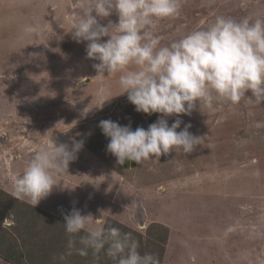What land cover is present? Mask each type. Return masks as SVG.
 I'll use <instances>...</instances> for the list:
<instances>
[{"label":"rangeland","instance_id":"374dc122","mask_svg":"<svg viewBox=\"0 0 264 264\" xmlns=\"http://www.w3.org/2000/svg\"><path fill=\"white\" fill-rule=\"evenodd\" d=\"M81 4L82 0H0L2 191L12 179L5 176L4 167L14 173L21 167L16 164L28 162L40 147H53L52 141L71 146L73 139L84 140L95 151L82 144L75 165L70 162L67 171L70 176L92 171L93 186L83 185L82 176L70 192L75 209L85 205L89 214L101 218L103 224L93 220L92 227L130 233L137 237L141 254L160 257L165 248L162 264H264V102L249 101L255 99L249 90L237 105L217 102L212 109H200L197 102L190 115L164 117L171 119L169 126L182 121L177 131L190 124L189 132L202 137L200 144L190 154L172 151L125 173L116 157L106 156L109 139L99 123L110 119L135 130L147 129V121L127 93L122 94L120 73L96 77L93 65L98 61L87 58V42L72 38ZM219 15L264 18V0H246L243 7L241 0H184L180 15L160 21L156 34L164 46L206 27ZM97 19L104 26L118 23L115 12ZM105 89L110 96L104 95ZM88 154L97 155L91 160ZM116 181L118 187L113 185ZM9 186L14 189L13 183ZM89 190L95 192L88 194ZM4 194L12 205L5 224L10 241L20 249V264H115L103 251L98 259L89 251L86 257L73 253L59 261L68 240L64 223L58 221L64 217L28 209L22 200ZM23 209L29 213L21 215L22 220ZM36 211L39 222L34 226L28 218ZM44 242L53 249L50 257L28 259L30 249L37 253Z\"/></svg>","mask_w":264,"mask_h":264},{"label":"clouds","instance_id":"9594fccd","mask_svg":"<svg viewBox=\"0 0 264 264\" xmlns=\"http://www.w3.org/2000/svg\"><path fill=\"white\" fill-rule=\"evenodd\" d=\"M184 0H82L75 14L72 38L87 42V58L98 61L96 77L119 75L122 94L127 93L137 112L161 114L147 129L122 126L102 120L99 127L109 139L107 152L119 165L126 161L142 164L172 151L190 154L201 142L189 132L181 131L182 121L171 126L164 117L190 115L199 102L212 109L214 103L237 105L251 91L254 100L264 102V18L239 20L222 15L206 27H198L182 38L161 45L156 34L160 21L180 15ZM246 0H241V7ZM115 12L118 23L104 26L99 18ZM102 37H108L101 42ZM107 73V76L104 74ZM105 96L110 92L105 89ZM107 101V100H106ZM53 147L38 148L14 178L13 195L33 207L48 197L55 184V174L67 172L77 159L82 141L71 146L52 141ZM93 216L73 209L64 216L68 240L58 259L63 262L73 253L86 257L91 251L99 258L103 251L115 264H159L154 254H141L138 242L130 233L116 227H92ZM83 233V235H81ZM79 245V247H77ZM55 259V258H54Z\"/></svg>","mask_w":264,"mask_h":264},{"label":"crops","instance_id":"0c3cea01","mask_svg":"<svg viewBox=\"0 0 264 264\" xmlns=\"http://www.w3.org/2000/svg\"><path fill=\"white\" fill-rule=\"evenodd\" d=\"M143 116H144V118L147 121L146 125L149 126L150 124L155 123L157 121V119L161 116V114L153 113L151 115H148V114L143 113ZM174 116L175 115H173L171 117V119ZM171 119L168 121V123L171 121ZM83 148H84V146H82L81 150ZM96 155L97 154H91V155L88 154V156H86V157L88 159L93 160V158H95ZM106 156L111 157V158L114 157L111 154L110 155H106ZM77 157H78V155H77ZM26 164H27L26 161L24 162L23 165L22 164H16V166L21 165V167L19 169H16L14 173H12V171L10 169H8L7 167H4L5 176L9 175L10 177H12V179L10 178L11 179L10 182H7V186H5V187L3 186V190L4 191H6V192H8V193L13 195V190L14 189H12V186H9V185L13 183L15 177L19 176L22 173V171H23V169H24ZM73 165H75V162H73ZM117 165H118L119 169L123 170L126 173V171L130 172L132 170H135L137 167H140L141 164H136L133 161H126L125 164H123V165H119L118 163H117ZM98 172H101V171H98ZM107 172H109V171H107ZM245 172H251V171H247V169L245 168ZM67 173H68V175H61L63 173H56L55 174V184L56 185L53 187L51 194L48 197H46L45 199L40 201V203L36 206L37 208H40V209H43V210L46 209L49 212L51 211L54 214H60L62 217H64L65 215L69 214L74 208V206H73L74 197L70 194L71 190H73L72 184L80 182V179L82 181V176H85L86 179L84 181H86L87 183L83 182V185L93 186L91 181H89V179L95 180L93 177H89L90 174H92L91 169L79 170V175L78 176H77L76 173H74L75 174L74 176H70L69 171H67ZM113 185L115 187H118L119 186V182H117V181L113 182ZM114 186H112V187L114 188ZM92 192L94 193L95 191L94 190H89L87 193L91 194ZM61 202H63V203L65 202L66 206L63 207L61 205ZM60 208L65 209V210L63 211ZM77 209L81 212L82 215H88L89 214L88 213L89 208L87 206H85V205L83 206L82 204H77ZM94 217H93V220L95 221L96 225H98V224L102 225L103 224L102 221H100L101 218L98 215H95ZM0 218H1L0 227L3 228V229L9 228L8 225L5 224V219L7 221H9L8 220L9 217L6 215V213L3 216L0 215ZM169 230H170V233H172V229H169ZM0 264H15V263H12V262H10L8 260H5L2 256H0Z\"/></svg>","mask_w":264,"mask_h":264},{"label":"trees","instance_id":"16d2710c","mask_svg":"<svg viewBox=\"0 0 264 264\" xmlns=\"http://www.w3.org/2000/svg\"><path fill=\"white\" fill-rule=\"evenodd\" d=\"M122 101V100H121ZM121 101H119V102H117L116 104H114L113 106H118V104H120L121 103ZM111 105V104H110ZM110 105H108V106H106V107H104L102 110H101V112H103L104 111V109H107V108H109L110 107ZM112 106V105H111ZM80 141H82V144H84V145H86V146H88L90 149H92L93 151H95V148L92 146H90V145H88L87 144V142H85L84 140H80ZM4 192L5 191H2V189L0 190V215H4L6 212H12L11 211V207H12V205H10L9 203H8V201L9 200H7V198H5L4 199V195H6V194H4ZM3 193V194H2ZM7 196V195H6ZM26 207H28V209H31V208H34V209H36L37 207L35 206V207H33L32 205H30L29 203H27L26 201H23L22 202ZM28 213H29V210H27V209H23V210H20L19 211V214H20V217H21V215H25V216H27L28 215ZM38 218V215H37V211L36 212H33L32 213V215H30V217L28 218V221L30 222V224H33L34 226L35 225H37V223L39 222V219H37ZM21 219H22V217H21ZM23 220V219H22ZM59 222H61V223H64V221L63 220H58ZM49 226H48V230L47 231H49ZM168 231H169V228H168ZM8 232H10L9 231V229L7 228V229H3V228H1L0 227V256H2L5 260H8V261H10V262H12V263H15V264H20L19 262H18V257H21V253L19 252V248H17L11 241H10V236L8 235ZM170 232V231H169ZM21 234H24L25 235V233H21ZM167 235H168V233H167ZM22 238H24V237H22ZM132 238H134L135 240L137 239V237H132ZM139 239H140V237H139ZM163 239V238H162ZM24 240H28V238L27 239H24ZM166 240V241H165ZM164 241H165V243L167 244V241H168V237H164ZM25 243L26 244H29V241H25ZM49 244H52V245H54L53 243H49ZM165 247V246H164ZM42 249V252H41V254L39 253L40 252V250ZM51 250H53L50 246H48L47 245V243L45 244V242L43 243V245L41 244L40 245V247H39V252H38V250H37V253H36V251L34 250L33 251V248H31L30 249V252H28L27 254H28V256H29V258L28 259H32V258H41V259H44V260H46V259H48L50 256H49V252L51 251ZM139 251H141L142 249H138ZM164 253H165V248H163V250H162ZM164 253H162V255L160 256V257H158V259H159V262L162 264V261L164 260L163 258H165V256H164ZM27 258V257H26ZM43 261V260H42Z\"/></svg>","mask_w":264,"mask_h":264},{"label":"water","instance_id":"95a60500","mask_svg":"<svg viewBox=\"0 0 264 264\" xmlns=\"http://www.w3.org/2000/svg\"><path fill=\"white\" fill-rule=\"evenodd\" d=\"M88 80V79H87Z\"/></svg>","mask_w":264,"mask_h":264}]
</instances>
